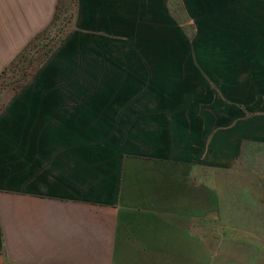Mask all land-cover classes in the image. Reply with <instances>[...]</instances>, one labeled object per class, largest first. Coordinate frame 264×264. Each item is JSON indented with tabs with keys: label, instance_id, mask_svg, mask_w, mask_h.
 I'll return each instance as SVG.
<instances>
[{
	"label": "crops",
	"instance_id": "crops-1",
	"mask_svg": "<svg viewBox=\"0 0 264 264\" xmlns=\"http://www.w3.org/2000/svg\"><path fill=\"white\" fill-rule=\"evenodd\" d=\"M239 1L75 0L64 41L0 106V264H217L210 113L181 101L197 80L264 85V0ZM60 4L0 0V78L43 59ZM245 39L249 57L195 60Z\"/></svg>",
	"mask_w": 264,
	"mask_h": 264
},
{
	"label": "rangeland",
	"instance_id": "rangeland-1",
	"mask_svg": "<svg viewBox=\"0 0 264 264\" xmlns=\"http://www.w3.org/2000/svg\"><path fill=\"white\" fill-rule=\"evenodd\" d=\"M237 1V0H236ZM65 10L58 21V27L62 26V21L71 18V23L76 20L73 0H64ZM240 1L238 0V3ZM241 4H236L235 8ZM246 6H243L245 8ZM181 20H186L180 14ZM185 22V21H184ZM73 27V26H72ZM57 27L48 36V44L54 39ZM188 32H193L191 26L187 27ZM236 39L231 38L228 45L233 47ZM250 41L245 39L243 49L246 53L234 52L229 48L227 54L219 52H202L195 54V60L204 62L211 59L219 60L220 57H230L238 60L240 56H250L246 49L251 47ZM188 58L180 55V59L191 60L192 54ZM247 57V58H248ZM244 59V57L242 56ZM248 59L247 61H250ZM35 62L26 64L15 63L0 78V106L4 105L10 96L16 93L24 83L23 72L33 74ZM202 78V77H201ZM250 80V79H249ZM205 84V79L202 78ZM205 89L201 83L196 82V94L194 100L181 101V107H194L208 111L207 119H211L213 137V174L212 188L213 201L217 203V209H221V219L213 223L212 228V252L217 264H264V85H219ZM256 90L259 88V92ZM227 100H225L224 99ZM227 103V104H226ZM238 106H244V112ZM248 114V115H247ZM252 114H256L252 117ZM228 118L225 123L224 118ZM191 116L181 118L186 124H193ZM228 124V127H224ZM228 134V150L220 149V139L217 137L226 129ZM238 130V132H235ZM232 133V134H230ZM232 136V138L230 137ZM230 137V138H229ZM241 140H249L243 143L241 152H238L233 145ZM217 145V146H216ZM228 152V160H219V153L224 155ZM228 166H218L226 164ZM221 162V163H220ZM229 162V163H228ZM215 167V168H214ZM221 205V207H220Z\"/></svg>",
	"mask_w": 264,
	"mask_h": 264
},
{
	"label": "trees",
	"instance_id": "trees-1",
	"mask_svg": "<svg viewBox=\"0 0 264 264\" xmlns=\"http://www.w3.org/2000/svg\"><path fill=\"white\" fill-rule=\"evenodd\" d=\"M63 1L64 0H61V4L57 8V14L55 15V18H54L51 26L42 34L45 36L49 32V30L54 28V26H56L58 28L56 31V35H55L54 39L50 43L51 47L47 51H45L43 59L39 60V62L36 63L33 74L35 72H37L39 67L41 66V64L50 57V55L54 52L55 48L64 41V39L66 38V36L68 35V33L70 32V30L72 28V24H71L72 17L71 18L65 17V19L62 21V26L58 27V21L61 20V18H62L61 15L64 13V10H65L63 7ZM73 1H75V0H73ZM42 35L38 36L36 38V40L33 42V44H35V43L37 44L40 41ZM25 53H26V50H25ZM25 53H23L22 56H24ZM21 57L18 59V61H20V59H22ZM24 71L25 72H23V77L25 79L24 82H26L30 78V76L33 74L30 75L26 72V70H24ZM23 85H24V83L21 85L20 88H22Z\"/></svg>",
	"mask_w": 264,
	"mask_h": 264
}]
</instances>
